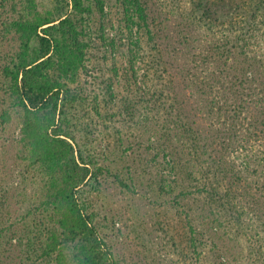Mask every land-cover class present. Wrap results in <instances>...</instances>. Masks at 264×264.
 <instances>
[{
  "label": "trees",
  "instance_id": "1",
  "mask_svg": "<svg viewBox=\"0 0 264 264\" xmlns=\"http://www.w3.org/2000/svg\"><path fill=\"white\" fill-rule=\"evenodd\" d=\"M26 1L29 8L15 24L16 56L2 71L21 117L20 156L45 179L42 202L53 223L45 256L57 252L58 264H114L85 194L90 180L99 183L104 168L96 166L70 125L69 112L80 101L70 84L79 81L85 57L86 0H52L51 7L41 11L35 0ZM213 1L198 0L192 12L205 8L199 20L214 24L222 18V25L228 24L222 26L227 31H222L211 56L219 59L218 64L208 66L203 76L187 63L178 64L185 67L189 85H196L203 96L212 94L203 99L210 121L198 123L179 104L172 80L150 89L156 77L168 71L155 49L145 60L147 89H140L164 113L154 131L165 138L159 146L165 174L161 177L167 186L161 179L158 183L182 208L194 245L211 241L219 264H244L242 260L251 255L257 258L248 260L250 264H264V0ZM208 2L217 9L226 6L212 11ZM128 4L137 23L146 25L150 18L146 2ZM154 28L150 25L146 31L157 41L159 30ZM133 66L130 62L131 75H122L128 87L137 86ZM251 138L259 141V150L246 149ZM7 189L0 192V213Z\"/></svg>",
  "mask_w": 264,
  "mask_h": 264
},
{
  "label": "rangeland",
  "instance_id": "2",
  "mask_svg": "<svg viewBox=\"0 0 264 264\" xmlns=\"http://www.w3.org/2000/svg\"><path fill=\"white\" fill-rule=\"evenodd\" d=\"M131 1L85 2V57L79 81L70 84L79 92L80 101L69 115L82 146L96 166L104 168L98 174L99 183L92 179L85 188L89 212L114 264H219L216 247L211 241L193 244L182 208L160 190V179L167 186L161 177L164 161L159 146L165 138H159L160 133L154 130L164 113L140 88L147 89L143 86L145 60L152 58L155 49V55L166 61L168 72L156 77L150 89L172 80L179 104L194 114L198 123L206 124L211 116L203 99L212 94L203 96L196 85H189L184 80L185 67L178 64H189L187 67L201 76L209 72L208 66L218 64L219 59L211 56L216 54L222 31H227L222 26L228 24L222 25V18L214 24L199 20L205 8L192 12L198 0H144L150 18L146 25L138 24L128 4ZM26 2L0 0V192L9 190L3 197L7 206L3 202L0 213V264H58L57 252L45 256L53 225L42 202L45 179L20 156L21 117L13 88L2 71L16 56L15 24L27 12ZM35 3L41 11L51 7L52 0ZM225 6L217 9L218 5L206 4L212 11H223ZM150 25L159 30L157 41L148 37ZM130 62L136 87H128L122 78L131 75ZM258 144L251 138L246 149L259 150ZM68 252L69 248L64 249ZM256 258L251 255L242 263L250 264L248 260Z\"/></svg>",
  "mask_w": 264,
  "mask_h": 264
}]
</instances>
